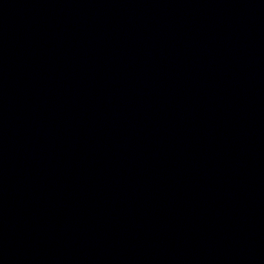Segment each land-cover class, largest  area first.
Wrapping results in <instances>:
<instances>
[{"label":"water","instance_id":"obj_1","mask_svg":"<svg viewBox=\"0 0 264 264\" xmlns=\"http://www.w3.org/2000/svg\"><path fill=\"white\" fill-rule=\"evenodd\" d=\"M0 264H264V0H0Z\"/></svg>","mask_w":264,"mask_h":264}]
</instances>
